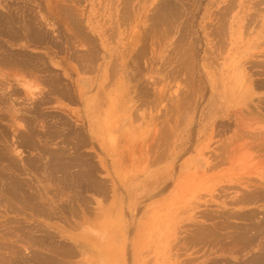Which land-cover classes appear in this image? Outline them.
<instances>
[{
	"label": "rangeland",
	"instance_id": "obj_1",
	"mask_svg": "<svg viewBox=\"0 0 264 264\" xmlns=\"http://www.w3.org/2000/svg\"><path fill=\"white\" fill-rule=\"evenodd\" d=\"M7 1L16 4V6L26 5L25 0ZM59 1L30 0L26 6L31 8V11L34 9L32 13L42 21L54 23L58 30L53 35L60 42V50L52 46V43L27 44L26 40L22 39L16 44L15 41H13L14 43L10 42L7 36L0 35L1 43L4 41L7 43L5 44L7 47L16 48L14 49L17 50L16 52H24L25 50L34 56H40L41 61L43 59L42 62L46 60L47 65H49L47 73L50 72L55 76L57 73L61 85L67 87L70 92V97L65 98L62 94L50 93L48 89L51 85L46 84L41 79L39 81L36 77L18 71L12 73L10 85H14L6 88V90L7 92L11 90L14 93L12 95L14 102H12L13 117L8 112L3 111L4 115L2 114V116L5 117H3L4 120H0V128H4L6 134L8 133L10 140H8V144L13 145L14 143L16 146L14 153H10L12 150L7 149V151L4 149V152L6 156L12 157V160L14 159L21 165L27 164L30 160L34 164L41 162L38 161L40 158H38L37 152L32 150V147L30 148L25 142L24 144L18 143L24 133L30 130L29 132H32L34 136L38 133L41 136L45 134L50 136L49 138L54 144L51 148V142L48 143L51 149H55V146L58 147L57 145H61L60 147L67 145V142H64L62 138L71 140L70 143L79 144L77 145V153L90 157V161H93L91 164L96 167H72L73 173L81 169V172L78 173L83 176L79 177V180L76 178L78 181H73L75 178L72 179L71 172L69 175L55 172V176L54 173L52 176L51 170L48 172L45 167H29V163L27 167H6L4 162V164L0 162V187L10 184L11 177L18 182L14 199L7 200L13 201L12 203L6 202L4 197L0 199L1 242L3 241L4 246H6L5 242L7 243L16 236L14 239L18 238L19 240H12V242H18L16 244H20V246L17 248H22V250L17 251L16 244L14 245L15 248H12L16 251L15 255L18 254L17 257L14 256V252L10 251L12 249L2 248L4 246L0 242V257L4 259L8 256L7 260H13L9 263L6 259L2 261L0 258V264L7 262L8 264H15L16 258L15 262H19L18 264H41L43 261L42 264H231V262L232 264H242L243 262V264H256L258 258L264 260V252L261 250L264 246V234L258 236L260 240L254 241L249 247L243 245L242 242L238 243L235 237L230 236L237 229V227L234 228L235 225L243 224L241 218H235L236 215L241 214L240 212L247 210H249L247 212H256L257 210L255 220L264 217V199L263 201L261 199L258 202H249L248 205L245 203L246 206L244 203L240 204L241 202L235 203L237 199H241L247 190L251 191L257 187L258 189L261 188V192H264V176L261 175H264V86H256L264 82V27H259L260 23L255 21L250 25L252 28L249 26L250 29L244 28L246 26L238 29V20L243 17L244 12L241 6L235 4H239L241 0H234L232 3L235 4L230 6L232 11L227 9L225 12L231 11L227 14L228 16L226 15L229 19L226 18L225 13L223 14L228 0H171L172 2L170 0H130L132 2H129L128 0L129 4L132 3L131 6L127 3L129 9L127 4L124 5L126 1L123 3V0H74L75 2L72 0L73 3L69 2L71 0H61L64 4ZM162 1L163 3L167 1L174 3L173 6L176 5L174 7L175 10L177 9V12L174 11L171 14L168 10L166 11L168 23L164 22L165 25L161 22L159 14H155L162 7L160 5ZM71 3L78 7L79 13H81L84 33L92 36L93 40H88L86 37L85 39L81 35L82 39L76 38L67 32L63 22L59 21L61 16L58 14V18L52 10L62 7L61 4ZM157 5L160 6L157 7ZM125 8L127 12L124 11ZM121 11L123 15L126 13L127 15H125L131 19L127 18L124 22L125 17ZM113 12L115 13L113 14ZM177 14L181 16L177 17ZM169 16L176 23L170 20ZM175 17H177V21L174 20ZM56 19L58 20L56 21ZM157 20H160L162 24L157 23V25ZM111 21L113 25H111ZM226 21L227 24L223 27L220 23H226ZM169 22L174 27L170 26L169 29ZM109 23H111L110 26ZM115 23L119 24L116 25L117 28ZM149 24L152 26L151 28H149ZM244 24L245 21L242 25ZM218 25L222 29L226 28V30H222ZM154 26H159L157 29H160L156 30V27L153 28ZM184 29L185 31H183ZM215 30L217 33L214 32ZM221 30L222 33L225 31L223 33L225 36L220 34L224 39L221 36L218 37ZM49 31H52L51 27H49ZM240 32L242 33L241 38L245 41L247 36L253 37L252 40L254 41L258 36L263 39L260 41L262 44L256 43L250 49V53L256 55L248 60L261 61L263 65L256 62L257 65L254 64L256 66L253 68V65L247 64L248 69L251 68L250 70L253 71L252 81L246 84V91L239 94V97H231L230 94L225 93L230 87V85H228L229 87L225 85L228 82L225 80H228L226 79L229 76L227 70L231 62V37L236 39ZM215 33L217 35H214ZM69 36L70 38L73 36L78 41H84L83 45H80L81 41L77 44L75 43L77 40L74 41L73 39L75 47H79L81 52L77 48L75 51L74 46L72 51L68 50L67 47L72 45L68 40ZM101 37H104L102 40L105 39V43L109 42L108 47L110 49L107 50L102 47ZM128 40L139 41L138 46L134 48L135 50L131 51L130 54L124 52L122 60L117 59V56L116 58L112 56L114 60L112 57L109 58L110 53L118 55L123 49V45L129 43ZM87 41H91L92 44L90 42L88 44ZM96 43L99 47L96 46ZM93 44L97 47L95 48V56L99 57L97 59L94 56L93 61L90 62L92 55L88 49L89 46H94ZM178 46L181 47V50ZM189 46L190 49H188ZM223 46L226 49L221 53ZM176 49L180 50L177 54ZM72 52H78V55H75L77 58L71 57ZM72 56L74 55L72 54ZM171 56H174L172 57L174 59ZM167 57H169L170 62ZM192 57V63H196L194 64V71L192 63L188 61H191ZM53 58L55 61L57 59L60 65H54L52 63ZM84 58H88L90 62L89 66L91 67L87 70H82L83 68L80 66ZM77 59L81 62L79 63ZM111 61H115L117 64ZM110 63L113 67L108 72L107 68ZM116 65H118L117 71L110 73L116 68ZM222 69L226 71L223 76L220 74ZM187 70L190 71L189 74ZM214 73L215 76H213ZM39 74L42 76V74L45 75V72L42 71ZM43 77L41 78L44 79ZM18 80L33 83L38 88H35L34 93L27 94L25 86L20 84ZM80 86L85 87V91H87L84 97L79 96L78 89ZM143 86H147L146 88L149 89L146 97L140 96V91L145 88H141ZM39 87L45 93H50L44 103L39 101L42 97ZM241 95L246 96L242 98ZM180 96L182 97L180 98ZM7 130L9 131L7 132ZM52 130L58 133H54L56 135L53 136L54 131ZM165 131L169 132L168 135L172 131L174 132L169 136L170 139L165 136L167 135ZM156 137L164 138L165 141L162 139L163 142H161L164 144H160L159 141L161 140ZM37 141L39 140L37 139ZM73 144H70L68 152H74V148H71ZM12 145H10V149H12ZM74 153L76 154V152ZM83 169L90 173L83 174ZM48 174L56 181L50 179V176H46ZM19 180L25 184L19 183ZM256 180L257 184L260 182L258 185H255ZM62 182L64 184L61 185ZM68 182L71 185H67ZM251 184L252 186H248ZM95 186L102 191H99ZM80 191L85 199L78 197ZM43 200L47 203L42 202ZM33 201L35 202L33 203ZM21 202L27 205L24 207ZM38 205L42 208L45 206L44 212L47 211L48 214H38ZM49 210L51 213L54 212L53 216ZM232 211L237 213L234 212L235 215H233ZM231 212L233 216L230 217L228 213ZM19 224L23 227H20ZM11 227L15 228V231ZM28 228L30 231L32 230L31 233ZM201 228L205 229V232L209 231L203 236L207 240L204 241L205 244L202 240L197 243V239H201L199 234ZM194 229L198 230L197 235L194 234ZM8 230L10 234H7ZM23 231L28 232V235L29 233L32 234L29 236L30 238L32 236L34 238L36 235L34 239H30L34 243L28 242V247L25 246L27 242L23 240L24 244L19 238L25 236ZM15 232L20 236H17ZM217 232H221L220 235L219 233L216 234ZM45 233L49 235L46 236ZM4 234H7L5 238ZM10 235L12 238L9 237ZM214 235L217 237L213 238ZM6 237L11 239L7 240ZM43 237L46 239H42ZM34 240L36 242L42 241L43 247L38 248L40 243L37 242V244ZM45 240L47 241L45 242ZM12 242L10 241L8 245ZM13 243L9 247H12ZM34 244L35 246L32 248L39 250L33 248L35 250L33 251L31 245ZM60 244L65 245V247L63 246L62 249ZM45 246H48L47 249ZM51 246L53 250L55 248L57 250L59 247L61 250L58 249V253V250L57 252L56 250L53 251ZM25 247L27 249H24ZM49 248H51V252L53 251L52 253H50ZM69 248L70 252H68ZM41 249L49 257L43 253V250L41 252ZM37 250L40 254L37 253ZM7 251L12 253L8 252L10 253L8 254ZM20 251L22 259L19 256ZM22 251L25 257L30 252L27 258H24ZM33 254L36 255L33 256ZM39 255L41 257L46 256L43 257L45 259L48 258L46 260L38 259ZM31 260H35L37 263Z\"/></svg>",
	"mask_w": 264,
	"mask_h": 264
},
{
	"label": "bare ground",
	"instance_id": "obj_2",
	"mask_svg": "<svg viewBox=\"0 0 264 264\" xmlns=\"http://www.w3.org/2000/svg\"><path fill=\"white\" fill-rule=\"evenodd\" d=\"M28 1H30V0H25V3H26V5H27V3L29 4V2ZM41 1V0H40ZM55 1V0H54ZM74 1V0H73ZM73 1L71 0V1H69V2H72L73 3ZM75 1H77V0H75ZM74 1V2H75ZM122 1V0H121ZM124 1H126V3H124ZM158 1V0H157ZM171 1V0H170ZM176 1V0H175ZM229 2L226 4L227 6H225L223 9V14L225 13V12H227V9H229V10H231V8H230V6L231 5H233V4H235V3H232V2H234V0H228ZM236 1V0H235ZM39 2V1H38ZM48 2H49V0H48ZM60 3L62 2L61 0L59 1ZM68 2V3H69ZM115 2V1H114ZM129 2H132V1H130L129 0ZM129 2H128V0H123V3H124V5L125 4H129ZM172 2V1H171ZM17 3V2H16ZM24 3V4H25ZM56 3V2H55ZM63 4H64V2H62ZM66 4V5H63V4H61V6L62 7H58V9L56 10V9H52V10H54V13H55V15H57L58 16V18H59V15L61 16V18H59L60 20V22L65 26V28L67 29V32H70L72 35H74V37H78V38H80V39H82L81 37H80V35L81 36H83L84 38L86 37L88 40H93L94 38L92 37V36H88L87 34H86V32L84 33V28H83V24L82 23H84V22H82L83 20L81 19L82 17H81V13H79V9H78V7H76V6H74L73 4ZM120 3V2H119ZM139 3V2H138ZM158 3V2H157ZM237 3V2H236ZM19 4V3H18ZM23 4V3H22ZM77 4H78V2H77ZM127 4V5H128ZM130 4H132V3H130ZM129 4V5H130ZM174 4V3H173ZM173 4L172 3H170L169 1H167V2H164L163 3V1H162V4H160L162 7H160V10H157L156 11V15L157 14H159V16H160V19H161V22H163V24H164V22L165 23H168L167 22V17H166V11L168 10L169 12H170V14H171V12L172 13H174V11L175 12H177L176 10H175V7L174 6H176V5H174L173 6ZM16 6V4H12V3H9L7 0H0V35H3V36H7L8 37V39L10 40V42H13V41H15V43L16 42H18L19 40H26V43L27 44H31V43H33V44H44V43H52V46H54V47H56L57 49H61V46H60V42L56 39L57 37L55 36L54 37V35H53V33H55V31L56 30H58L55 26H54V23L53 22H45V21H42L41 19H39L38 17H36L33 13H32V11H34V9L31 11L30 9L31 8H29V7H27L26 5V8H25V6L24 5H22V6ZM121 5H123L122 3H121ZM124 5H123V8H124ZM126 5V6H127ZM129 5L127 6V8L129 9ZM159 5V6H160ZM189 5V4H188ZM235 5H238V6H241L242 7V9H243V17L240 19V20H238V29H241V27L243 26H246V27H244V28H246V29H250V25L251 24H253L255 21L257 22V23H260L259 24V27L260 26H262V27H264V0H256V1H254V0H241L240 2H239V4H235ZM30 6V5H29ZM32 6V5H31ZM53 5H51V7H52ZM57 6H59V5H57ZM118 6H119V4H118ZM117 6V7H118ZM131 6V5H130ZM158 5H157V7H159ZM256 6V8H254ZM34 7V6H33ZM50 7V8H51ZM116 7V8H117ZM233 7V6H232ZM235 7V6H234ZM233 7V8H234ZM41 8H42V6H41ZM53 8H54V6H53ZM122 8V7H121ZM123 8H122V10H123ZM131 8V7H130ZM154 8H156V7H154ZM232 8V9H233ZM236 8V7H235ZM102 9V8H101ZM112 9H113V7H112ZM118 9H119V7H118ZM135 9V8H134ZM157 9V8H156ZM81 10V9H80ZM100 10V9H99ZM132 10V9H131ZM220 10V9H219ZM116 11V10H115ZM125 12H127V10H126V8H125V10H124ZM154 11H155V9H154ZM232 11V10H231ZM231 11H228V13H225V16L227 15V14H229ZM239 11H241V10H239ZM53 12V11H52ZM124 12V13H125ZM129 12V11H128ZM221 12V11H220ZM219 12V14L220 15H222L223 16V14H221ZM115 12H113V14H114ZM121 13H122V15H123V12L121 11ZM131 13H132V11H131ZM161 13V14H160ZM52 14V13H51ZM59 14V15H58ZM126 14V13H125ZM124 14V15H125ZM176 14V13H175ZM239 14V13H238ZM121 15V14H120ZM121 15V16H122ZM123 15V17H125L123 20H124V22L126 21V19L128 18L129 20L131 19V18H129V17H127L126 15L124 16ZM148 15V14H147ZM219 15V16H220ZM242 15V14H241ZM121 16H119L120 18H121ZM132 16V15H131ZM175 16V15H174ZM177 17L178 16H181V15H176ZM228 16V15H227ZM226 16V18H228ZM170 18H171V16H169ZM168 17V18H169ZM177 17H175V19L174 20H176V18ZM235 17V16H234ZM53 18V17H52ZM119 18V20H121ZM220 18H221V16H220ZM54 19V18H53ZM112 19V18H111ZM114 19V18H113ZM115 19H116V17H115ZM114 19V20H115ZM152 19H153V17H152ZM179 19V18H178ZM214 19V18H213ZM229 19V18H228ZM51 20V19H50ZM58 19H56V21H57ZM150 20V19H149ZM162 20H164V21H162ZM169 20V19H168ZM170 20H172V18L170 19ZM221 20V19H220ZM233 20V19H232ZM58 21V22H59ZM113 21V20H112ZM112 21H111V23H112ZM173 21V20H172ZM177 21V20H176ZM244 21H245V24L244 25H242L243 23H244ZM259 21V22H258ZM110 22V21H109ZM114 22H116V20L114 21ZM122 22V21H121ZM151 22H153V21H151ZM150 22V24L152 25V23ZM160 22V20H157V22H156V24L158 23H161ZM173 22H175V21H173ZM111 23H109V26H110V24ZM153 23H155V22H153ZM170 23V22H169ZM176 23V22H175ZM218 23V22H217ZM224 22H221L220 24L221 25H223V27H225L224 25H226L227 24V21H226V23H224ZM228 23H229V21H228ZM92 24V23H91ZM119 24H121L120 22H119ZM119 24H116L115 23V26L116 25H119ZM125 24V23H124ZM124 24H122V25H124ZM149 24V28H151L152 26ZM157 24V25H158ZM162 24V23H161ZM160 24V25H161ZM172 23H170L168 26H169V29L171 28L170 26H173V24L171 25ZM184 24V23H183ZM219 24V23H218ZM232 24V23H231ZM106 25V24H105ZM111 25H113V23L111 24ZM121 25V26H122ZM153 25H155V24H153ZM165 25V24H164ZM167 25V24H166ZM176 25V24H175ZM179 25V24H178ZM189 25V24H188ZM217 25V24H216ZM235 25V24H234ZM256 25V24H255ZM254 25V26H255ZM93 26V25H92ZM108 26V27H109ZM162 26V25H161ZM167 26V27H168ZM219 26V25H218ZM218 26H217V29H218ZM250 26V27H249ZM49 27H51L52 28V31L50 32L49 31ZM103 27V26H102ZM114 27V26H113ZM156 27V30H158V29H160V28H158L157 29V27H159V26H154L153 28H155ZM174 27V26H173ZM172 27V28H173ZM191 27V26H190ZM220 27V26H219ZM258 27V28H259ZM58 28H60V27H58ZM106 28V27H105ZM115 28V27H114ZM116 28H117V26H116ZM149 28H148V30H149ZM221 29H222V27H220ZM228 28V27H227ZM252 28V27H251ZM256 28H257V25H256ZM91 29H92V27H91ZM110 29H113V28H110ZM167 29V28H166ZM187 29V28H186ZM191 29V28H190ZM224 30H226V28H223ZM222 29V30H223ZM103 30H105V29H103ZM107 30H108V28H107ZM155 30V31H156ZM162 30V29H161ZM172 30V29H171ZM220 30V29H219ZM222 30H221V32L219 33V35H218V37L219 36H221L223 33H222ZM244 30V29H243ZM252 30H254V29H252ZM114 31H115V29H114ZM150 32H152V30H149ZM154 31V32H155ZM168 31H170V30H168ZM180 31H182V30H180ZM183 31H185V29L183 30ZM191 31V30H190ZM104 32V31H103ZM102 32V33H103ZM108 32V31H107ZM214 32H216L217 33V31L215 30ZM245 33H246V30L244 31ZM101 33V34H102ZM112 33V32H111ZM155 33H157V32H155ZM159 33V32H158ZM172 33V32H171ZM189 33V32H188ZM214 34V35H217V34ZM222 33V34H221ZM244 33V34H245ZM59 34V33H58ZM151 34V33H150ZM186 34V33H185ZM221 34V35H220ZM243 34V35H244ZM253 34V33H252ZM70 35V34H69ZM103 35V34H102ZM117 35V34H116ZM156 35V34H155ZM179 35H180V33H179ZM224 35V34H223ZM2 36V37H3ZM60 36V35H59ZM61 36H62V34H61ZM60 36V37H61ZM112 36V35H111ZM126 36H128V35H126ZM144 36V35H143ZM150 36V35H149ZM154 36V35H153ZM225 36V35H224ZM233 36V35H232ZM241 36H242V33L240 32L239 33V35L237 36V38L236 39H233L232 37H231V40H232V43H231V62H230V64L228 65L229 67H228V70H227V72H228V78H226V79H228V80H225L224 78V80L225 81H228V82H226L225 83V85H230V87H229V89H228V91H225V93L228 95V94H230V96L232 97V96H238L239 94H241L243 91H246V84L248 83V82H250L251 83V81H252V76H253V71H251L250 69H248V67L246 66L247 64H251V65H249V66H252L253 68H255V66L257 65V64H259V63H261V61L259 62V61H256L257 62V64H256V62L255 61H248L249 60V58H252V57H254L255 55H253L252 53H250L251 52V50L250 49H252L253 48V46L254 45H256V43H259L261 40H263L260 36H258V38H256V40L254 41V40H252V38H251V36H247L246 37V41L244 40V39H242L241 38ZM246 36V35H245ZM245 36H244V38H245ZM253 36H255V35H253ZM151 37V36H150ZM187 37V36H186ZM217 37V36H216ZM223 39H224V37L223 36H221ZM220 37V39H222ZM76 38H73V36H72V38H70V36L68 37V40H70L69 42H71V46H68L67 48H68V50H71L72 51V49H73V46L75 47V43H79V41H81V40H77ZM85 38V39H86ZM102 38H104V37H101V45H102V47L103 48H106L107 50L108 49H110L109 47H108V43H105L104 42V40H102ZM110 38H112V37H110ZM130 38V37H129ZM152 38V37H151ZM5 39V38H4ZM3 39V40H4ZM73 39H74V41H76L75 43H74V41H73ZM76 39V40H75ZM108 39V38H107ZM145 39V38H144ZM183 39H184V37H183ZM182 39V40H183ZM219 39V38H218ZM219 39V40H220ZM222 39V40H223ZM114 40V39H113ZM135 40V39H134ZM176 40H178V39H176ZM222 40H220L221 42H222ZM61 41V40H60ZM148 41V40H147ZM181 41V40H180ZM189 41V40H188ZM224 41V40H223ZM264 41V40H263ZM25 42V41H24ZM24 42H22V43H24ZM62 42V41H61ZM68 42V41H67ZM85 42H86V40H85ZM88 42H90L91 43V41H87V43ZM128 42L129 43H127V44H124L122 47H123V52H122V50H121V52L120 53H118V55L117 54H115V55H112L111 53H110V55H109V58H111L112 56H115V58H116V56H117V59H120V60H122V58L124 57V52H125V54L127 53H131V51H133V50H135L134 48L135 47H137L138 46V43H139V41H129L128 40ZM179 42V41H178ZM14 43V42H13ZM19 43H21V42H19ZM83 43H84V41L82 42H80V45L82 44L83 45ZM94 43V42H93ZM156 43V42H155ZM189 43V42H188ZM217 43L219 44V41H217ZM223 43V42H222ZM221 43V44H222ZM261 44H262V42H260ZM264 43V42H263ZM5 44H7L6 42H2L1 43V40H0V113H1V115H0V120H2L3 119V117H5V116H2V114H3V111H6V112H8L9 114H10V116L11 117H13V112H14V107H13V105H12V102H13V99H12V95L14 94L11 90L9 91V92H7V90H6V88H9L10 86L12 87V85H14V84H12V85H10L11 83H10V75L13 73H15L16 71H18V72H22V73H27V74H29L30 76H33V77H36L39 81H44L46 84H50L51 85V87L48 89L49 90V92L50 93H55V94H62V96H65V98L67 97V98H69L70 97V92H69V90H68V88L67 87H65V86H62L61 84V80H60V78L58 77V74L56 73V76H55V74L53 75L52 73H47L48 71H49V65H47V61L45 62H42L43 61V59H42V61H41V58H40V56H34V55H32V54H30V53H28V51H25L24 50V52H21L20 50V52H16L14 49H16V48H14V49H11V48H9V46L7 47ZM17 44V43H16ZM69 44V43H68ZM76 44V46H78ZM89 44V43H88ZM92 44V43H91ZM143 44V43H142ZM142 44H141V46H142ZM194 44V43H193ZM217 44V45H218ZM10 45V44H9ZM13 45V44H12ZM21 45V44H20ZM94 46H89V49L88 50H90V54L92 55L91 56V58H90V62L91 61H93V59H94V56H95V54H96V50H95V48H97V47H99V45H97V43H96V46H95V44H93ZM147 45V44H146ZM153 45V44H152ZM176 45V44H175ZM181 45V44H180ZM183 45V44H182ZM181 45V46H182ZM63 46V45H62ZM85 46V45H84ZM192 46V45H191ZM215 46H216V44H215ZM10 47H12V46H10ZM14 47V46H13ZM25 47V46H24ZM147 47V46H146ZM175 47V46H174ZM174 47H173V49H174ZM178 47H180V46H178ZM76 48L77 47H75V51H76ZM176 48V47H175ZM183 48V47H182ZM192 48H193V46H192ZM217 48V47H216ZM221 48V47H220ZM78 50H79V47L77 48ZM180 50H181V47L179 48ZM186 49V48H185ZM188 49H190V46L188 47ZM224 49H226V48H224V46H223V51H221V53L222 52H224L225 50ZM77 50V51H78ZM82 50V49H81ZM177 50V52H176V54L177 53H179V51L180 50H178V49H176ZM221 50V49H220ZM254 50V49H253ZM74 51V50H73ZM80 51V50H79ZM147 51V50H146ZM146 51H144V52H146ZM150 51H151V49H150ZM210 51V50H209ZM81 52V51H80ZM98 52V51H97ZM153 52V51H152ZM172 52V54H173V51H171ZM191 52V51H190ZM216 52V51H215ZM258 52V51H257ZM78 52H72V54L74 55V56H72V54H71V57H76L75 55H78L77 54ZM88 53H89V51H88ZM137 53H138V50H137ZM143 53V52H142ZM169 53V52H168ZM175 53V52H174ZM188 53V52H187ZM256 53V52H255ZM68 54V53H67ZM83 54V53H82ZM94 54V55H93ZM141 54V53H140ZM170 54V53H169ZM192 54V53H191ZM248 54V55H247ZM69 55V54H68ZM87 55V54H86ZM97 55H98V53H97ZM218 55V54H217ZM220 55V54H219ZM261 55V54H260ZM85 56V55H84ZM170 56V55H169ZM184 56H186V55H184ZM190 56H192V55H190ZM95 57H97V59H98V57L99 56H95ZM128 57V56H127ZM154 57H155V55H154ZM153 57V58H154ZM172 57H174V56H171V58ZM180 57H182L183 58V56L182 55H180ZM225 57V56H224ZM50 58H52V57H50ZM77 58V57H76ZM75 58V59H76ZM113 58V57H112ZM166 58V57H165ZM168 58V61H169V57H167ZM171 58H170V60H171ZM178 58V57H177ZM187 58V57H186ZM55 58H53L52 59V63L54 64V65H60V63L57 61V59H56V61L54 60ZM151 59V58H150ZM172 59H174V58H172ZM176 59V58H175ZM179 59V58H178ZM177 59V60H178ZM215 59V58H214ZM229 59V58H228ZM227 59V60H228ZM263 59V58H262ZM78 60V59H77ZM82 60V59H81ZM96 60V59H95ZM112 60H114V58L112 59ZM180 60V59H179ZM182 60V59H181ZM188 60V59H187ZM79 61V60H78ZM124 61V60H123ZM167 61V62H168ZM190 63H192V61H193V57H192V60L190 61V60H188ZM188 61H186V62H188ZM209 61V60H208ZM81 61H79V63H80ZM90 62L88 61V58L86 59V58H84L83 59V61H82V64H80V66H81V68H83L82 70H87V69H89L91 66H89V64H90ZM111 62H115V61H111ZM166 62V61H165ZM170 62V61H169ZM210 62V61H209ZM216 62V61H215ZM214 62V63H215ZM226 62V61H225ZM228 62V61H227ZM263 62H264V60H263ZM263 62L261 63V65H263ZM94 63V62H93ZM212 63V62H211ZM217 63V62H216ZM115 64H117L116 62H115ZM183 64H185V63H183ZM194 64H196V63H192V69L194 68ZM254 64H256L255 66H254ZM114 65V64H113ZM122 65V64H121ZM179 65V64H178ZM177 65V66H178ZM182 65V64H181ZM218 65V64H217ZM261 65H258V66H261ZM117 66L118 65H116L114 68L115 69H113V71L111 70V72L110 73H114V72H116L117 71ZM174 66H176V65H174ZM257 66V67H258ZM111 67H113V66H111V63L108 65V68H107V71L109 72V69L111 68ZM185 67H188V66H185ZM223 67V66H222ZM262 67V66H261ZM264 67V66H263ZM80 68V69H81ZM173 68V67H172ZM171 68V69H172ZM179 68V67H178ZM76 69H79V68H76ZM181 69V68H180ZM187 69V68H186ZM185 69V70H186ZM189 69V68H188ZM35 70H37V71H43V72H45V75H43L42 74V76H44L43 78L44 79H42L41 77V74H39V73H41V72H37V71H35ZM116 70V71H115ZM182 70H184V69H182ZM189 70H191V68L189 69ZM143 71V70H142ZM171 71V70H170ZM188 71V70H187ZM186 71V72H187ZM193 71H194V69H193ZM192 71V72H193ZM264 71V70H263ZM17 72V73H18ZM173 72V71H172ZM178 72V71H177ZM225 70L224 69H222V71H221V73H220V70H219V73L223 76L224 74H225ZM174 73V72H173ZM188 74L190 73V71H188L187 72ZM216 73V72H215ZM215 73L213 74V76H215ZM12 74V75H13ZM258 74V73H257ZM261 74H263V73H261ZM109 75V74H108ZM50 76V77H49ZM177 76V75H176ZM190 76V75H189ZM220 77V76H219ZM218 77V78H219ZM17 78V77H16ZM154 78V77H153ZM175 78V77H174ZM200 78V77H199ZM221 78V77H220ZM18 79V78H17ZM41 79V80H40ZM183 79V78H182ZM211 79V78H210ZM194 80V79H193ZM192 80V81H193ZM18 82L20 83V84H22L23 86H25V90H26V92H27V94H31V93H34V90H35V88H38V86L36 85H34L33 83H30V82H24V81H19L18 80ZM149 82V81H148ZM16 85V84H15ZM146 85V84H145ZM264 86V82L262 83H259V84H257L256 86ZM46 86V85H45ZM15 87V86H14ZM145 86H143V87H141V88H144ZM147 87V86H146ZM145 87V88H146ZM40 88V87H39ZM143 89V90H141L140 91V96L141 97H146L147 95H148V93H149V89L148 88H146V89ZM13 89H17V88H13ZM105 89V88H104ZM124 89V88H123ZM122 89V90H123ZM157 89V88H156ZM161 89V88H160ZM193 89V88H192ZM79 90V96H81V97H84L85 96V94L87 93V91H85L86 89H85V87H81L80 86V89H78ZM224 90H225V88H224ZM227 90V89H226ZM19 91H20V88H19ZM22 91V90H21ZM40 91H41V95H42V97H41V99L39 100L41 103H44V101L46 100V98H47V96L49 97L50 96V93L49 92H47V93H45L44 92V90L42 89V88H40ZM131 91V90H130ZM129 91V92H130ZM193 92V91H192ZM197 93V92H196ZM249 94H250V92H249ZM251 94H252V92H251ZM225 95V94H224ZM226 95V96H227ZM123 96V95H122ZM244 96H246V95H244ZM243 95H241V97L243 98L244 97ZM127 97V96H126ZM182 96H180V98H181ZM239 97V96H238ZM249 97V96H248ZM187 98V97H186ZM185 98V99H186ZM222 98V97H221ZM237 98V97H236ZM241 98V99H242ZM119 99V98H118ZM125 99V98H124ZM146 99V98H145ZM198 99V98H197ZM123 101V100H122ZM180 101V100H179ZM191 101V100H190ZM115 102V101H114ZM194 102H195V100H194ZM240 102H242V101H240ZM14 103V102H13ZM223 103H224V101H223ZM35 104V103H34ZM180 104V103H179ZM225 104V103H224ZM133 106H135V105H133ZM137 106V105H136ZM222 107L224 106V105H221ZM176 107V106H175ZM221 107V108H222ZM251 107V106H250ZM96 108V107H95ZM132 108V107H131ZM136 108V107H135ZM128 109V108H127ZM255 109V108H254ZM31 111V110H30ZM220 111V110H219ZM254 113V112H253ZM132 114V113H131ZM263 114V113H262ZM4 115V114H3ZM8 116V115H7ZM160 116V115H159ZM220 117V116H219ZM244 117H245V115H244ZM258 117V116H257ZM17 119V118H16ZM168 119V118H167ZM262 119V118H261ZM4 120V119H3ZM27 120V119H26ZM30 120V119H29ZM263 120H264V118H263ZM21 121V120H20ZM166 121V120H165ZM170 121V120H169ZM221 121V120H220ZM13 122V121H12ZM217 122V121H216ZM246 122V121H245ZM173 123V122H172ZM4 125V124H3ZM89 125H90V123H89ZM1 126V125H0ZM11 126V125H10ZM31 126V125H30ZM3 127V126H2ZM12 127V126H11ZM18 127V126H17ZM111 127V126H110ZM8 128H10L9 126H8ZM168 128V127H167ZM174 128V127H173ZM5 129H6V127H5ZM27 129V128H26ZM11 130V129H10ZM65 130V129H64ZM168 130V129H167ZM245 130V129H244ZM258 130V129H257ZM9 130H7V132H8ZM16 131V130H15ZM30 131V130H29ZM29 131H27V133H24V135L22 136V139H20L19 140V142L18 143H22V144H24V142L25 143H27L29 146H30V148L32 147L33 149L32 150H34V151H36L37 152V156H38V158H40L38 161H41L42 162V160L43 159H45V161H43L42 163L41 162H39L38 164H34V162H32L31 160H30V162H28L29 163V167H45V170H47L48 172L50 171V173L52 174V176H53V173H54V176H55V172H60V173H62V174H67V175H69V172H71L72 173V179H74L73 181H75V180H77L79 177H83L81 174H79L78 172H81V169H80V171H76V172H74V173H76V174H74L73 173V171L71 170V168L72 167H92V168H94V166L91 164V161H90V157H85V156H82L81 154L79 155V153H77V145H79V144H77V143H75L74 142V144L73 143H70V141L71 140H66V138H62L63 140H64V142L66 141L67 142V145H63L62 147H60L61 145H57L58 147H56L55 146V149H51L53 146H54V144H53V142H51L52 141V139H50L49 137L50 136H48V135H40L39 133L36 135L35 134V136L32 134V132H29ZM52 131H54L53 132V136L54 135H56V134H54V133H58V132H56L55 130H52ZM169 131V130H168ZM167 131V132H168ZM255 131V130H254ZM24 132V131H23ZM42 132H44V131H42ZM166 132V131H165ZM164 132V133H165ZM165 133V134H167V135H165L166 137L168 136V138H169V136H171V133L173 132H171L170 133V135H168L169 134V132L168 133ZM41 133V132H40ZM81 132L79 131V134H80ZM174 133V132H173ZM227 133V132H226ZM8 134V133H7ZM6 134V131H4V128L2 129V128H0V162H4L5 163V165H6V167H27L28 165V163L26 164V163H24V164H20V163H18V162H15V160L13 159L12 160V157H9V156H6L5 155V152H4V149L6 150H12L10 153H12L14 150H15V144L13 143V145L12 144H8V142L10 141L9 139H8V135ZM78 134V133H77ZM161 134V133H160ZM162 134H163V131H162ZM249 134V133H248ZM257 134V133H256ZM242 135H243V133H242ZM33 136H34V138H33ZM159 136V135H158ZM164 136V135H163ZM162 136V137H163ZM164 136V137H165ZM224 136V135H223ZM19 137H21V136H19ZM42 137H43V139H42ZM159 137H161V136H159ZM158 137V138H159ZM165 137V138H166ZM221 137V136H220ZM157 138V137H156ZM157 138V139H158ZM171 138V137H170ZM169 138V139H170ZM225 138V137H224ZM11 139V138H10ZM35 139V140H34ZM37 139L39 140V141H37ZM40 139H42V140H40ZM48 139H50V140H48ZM61 139V140H62ZM163 140H164V138H162ZM162 139H158V140H161V141H159L160 142V144H164V143H161V142H163L162 141ZM167 139V138H166ZM9 140V141H8ZM62 140V141H63ZM172 140V139H171ZM12 141V140H11ZM165 141V140H164ZM167 141V140H166ZM169 141V140H168ZM223 141V140H222ZM234 141V140H233ZM252 141V140H251ZM49 142H51V148H49L50 147V143ZM158 142V143H159ZM230 142V141H229ZM254 142V141H253ZM12 143V142H11ZM49 143V144H48ZM55 143V142H54ZM170 143V142H169ZM52 144H53V146H52ZM70 144H73L72 146H71V148H74V152H76V154L74 153V152H72V151H69L68 152V149L70 148ZM221 144V143H220ZM10 145H12V149H10ZM49 145V146H48ZM156 145V144H155ZM224 145V144H223ZM24 146V145H23ZM28 147V146H27ZM60 147V148H59ZM167 147V146H166ZM217 147V146H216ZM25 148H26V146H25ZM226 148V147H225ZM260 148V147H259ZM230 149V148H229ZM6 150V151H7ZM70 150V149H69ZM164 150V149H163ZM243 150V149H242ZM250 150V149H249ZM264 150V149H263ZM165 151V150H164ZM230 151V150H229ZM162 152V151H161ZM222 152V151H221ZM228 152V151H227ZM14 153V152H13ZM166 153V152H165ZM240 153V152H239ZM243 154V153H242ZM247 154V153H246ZM261 154V153H260ZM8 155H11V154H8ZM46 155H48V156H46ZM213 155H214V153H213ZM219 156V155H218ZM15 157V156H14ZM254 157V156H253ZM33 158V157H32ZM31 158V159H32ZM37 158V157H36ZM37 158V159H38ZM16 159V158H15ZM42 159V160H41ZM250 159V158H249ZM252 159V158H251ZM220 160V159H219ZM227 160V159H226ZM5 161H7V162H5ZM18 161V160H17ZM34 161V160H33ZM93 162V161H92ZM220 162V161H219ZM218 162V163H219ZM249 162H250V160H249ZM3 163V164H4ZM220 164V163H219ZM218 165V164H217ZM1 167V166H0ZM96 167V166H95ZM256 168V167H255ZM8 169V168H7ZM12 169V168H11ZM16 169H18V168H16ZM21 169V168H20ZM28 169V168H27ZM9 170V169H8ZM89 170V169H88ZM13 171V170H12ZM46 171V172H47ZM85 173H84V172ZM87 170H82V173L83 174H86L87 172H86ZM256 171V170H255ZM8 172V171H7ZM9 172H11V171H9ZM94 172V171H93ZM5 173V172H4ZM14 173V172H13ZM44 173H45V171H44ZM90 172H88L87 174H89ZM3 174V173H2ZM1 174V175H2ZM7 174H9V173H7ZM17 174V173H16ZM262 175V177L264 176L263 174H261ZM5 176H6V174H5ZM4 176V177H5ZM46 176H50V174H48V175H46ZM63 176V175H62ZM61 177L59 176V179H60ZM77 178V179H76ZM90 178V177H89ZM89 178H87V179H89ZM239 178V177H238ZM9 179V178H8ZM50 179H52V180H54V181H56L55 180V178L53 179V178H51V176H50ZM67 179V178H66ZM80 179V178H79ZM78 179V180H79ZM91 179V178H90ZM249 179V178H248ZM65 180V179H64ZM77 180V181H78ZM254 180V179H253ZM264 180V179H263ZM20 182L19 183H24V182H21V180H19ZM81 181V180H80ZM82 181H83V179H82ZM85 181V180H84ZM247 181V180H246ZM65 182V181H64ZM64 182H62L61 183V185L62 184H64ZM95 182V181H94ZM71 183H72V180H71ZM77 183V182H76ZM97 183V182H96ZM95 183V184H96ZM260 183V182H259ZM258 183V184H259ZM25 184V183H24ZM58 184V183H57ZM60 184V183H59ZM257 184V180H256V183H255V185ZM257 184V185H258ZM261 184H263V182L261 181ZM28 185V184H27ZM31 185V184H30ZM67 185H71V184H69V182H68V184ZM75 185V184H74ZM99 185V184H98ZM254 185V187H256ZM17 186H18V182L15 180V178H10V184H8L7 186H3V187H0V199H2L3 197L6 199V202H11V201H7V200H13L14 199V196L16 195V191H17ZM21 186V185H20ZM73 186V185H72ZM97 186V185H96ZM95 186V187H96ZM248 186H252V184L251 185H248ZM247 186V187H248ZM25 187V186H24ZM68 187V186H67ZM74 187V186H73ZM160 187V186H159ZM69 188V187H68ZM76 188V187H75ZM78 188V187H77ZM97 188V187H96ZM95 188V189H96ZM101 188V187H100ZM157 188V187H156ZM161 188V187H160ZM163 188V187H162ZM260 188V187H259ZM98 189V188H97ZM19 190V189H18ZM24 190H26V189H24ZM80 190H83V189H80ZM99 191L101 190V189H98ZM154 190V189H153ZM264 190V189H263ZM20 191V190H19ZM61 191H63V190H61ZM76 191V190H75ZM102 191V190H101ZM244 191V190H243ZM248 191V190H247ZM245 191L246 193H244V195L241 197V199H237L236 200V202L235 203H237V202H241L240 204H242V203H247V205H248V203L249 202H258V200H261L262 199V201H263V199H264V192H261V188L260 189H258L257 187H256V189H251V191ZM79 192V191H78ZM153 192V191H152ZM23 193V192H22ZM21 193V194H22ZM81 191H80V193H78V197H82V199H85V197L83 198V195H81ZM228 194V193H227ZM242 194V193H241ZM81 195V196H80ZM22 196V195H21ZM25 196V195H24ZM24 196H23V200H24ZM226 196V195H225ZM228 196V195H227ZM31 197V196H30ZM29 197V198H30ZM75 197H76V195H75ZM105 197V196H104ZM238 197V196H237ZM28 198V197H27ZM28 198V199H29ZM26 199V198H25ZM32 199H33V197H32ZM40 199H42V198H40ZM39 199V200H40ZM74 199V198H73ZM81 199V198H80ZM81 199V200H82ZM19 200V199H18ZM37 200V199H36ZM75 200V199H74ZM1 201V200H0ZM17 201V200H16ZM22 201V200H21ZM79 201V200H78ZM13 202V201H12ZM11 202V203H12ZM18 202V201H17ZM30 202H31V200H30ZM35 201H33V203H34ZM42 202H45V203H47L46 201H42ZM65 202V201H64ZM76 201H74V203H75ZM82 202H83V200H82ZM87 202H89V201H87ZM22 203V202H21ZM69 203V202H68ZM77 203V202H76ZM234 203V202H233ZM39 204V203H38ZM73 204V203H72ZM87 204V203H86ZM21 205V204H20ZM27 205V204H26ZM26 205H24L23 203H22V206H26ZM42 205V204H41ZM45 205V204H44ZM83 205V207H84V204H82ZM81 205V206H82ZM252 205V204H251ZM264 205V204H263ZM31 206V205H30ZM39 206V205H38ZM43 206V205H42ZM42 206H39V208H38V214H48L47 213V211L46 212H44L45 211V206H44V208H42ZM50 206V205H49ZM86 206H88V205H86ZM86 206H85V208H86ZM245 206H246V204H245ZM17 207V206H16ZM18 207H20V206H18ZM47 207V206H46ZM59 207V206H58ZM64 207H65V205H64ZM76 207V206H75ZM79 207V206H78ZM33 208H34V205H33ZM74 208V207H73ZM18 209H20V208H18ZM36 209V208H35ZM34 209V210H35ZM62 209V208H61ZM75 210H76V208H74ZM79 209V208H78ZM41 210V211H40ZM217 210V209H216ZM251 210V209H250ZM256 210V209H255ZM254 210V211H255ZM50 211V212H49ZM48 212L49 213H51V210H49ZM61 211V210H60ZM64 211V210H63ZM62 211V212H63ZM224 211V210H223ZM247 211H249V210H247ZM240 212L241 214H239V212H238V214H239V216H237L236 215V217L235 218H241L242 220H243V224L242 225H235L234 226V228L235 227H237V229H236V231L234 232V234L233 235H230V236H233V237H235L236 239L235 240H237V242L239 243V242H242L243 243V245H247L248 247L250 246V244H252L254 241H256V240H260V239H258V236H260L261 234H264V217H261L260 219H257V220H255V215H256V212H257V210H256V212ZM30 212V211H29ZM34 213H35V211H33ZM37 212V211H36ZM233 212V211H232ZM232 212L231 213H228L229 215H230V217L231 216H233V215H235V213H237L236 211H234L233 213V215H232ZM54 213V212H53ZM53 213H51L52 215L51 216H53ZM57 213V212H56ZM55 213V214H56ZM61 213V212H60ZM211 213V212H210ZM28 214V213H27ZM36 214V213H35ZM64 214V213H63ZM76 214H78V213H76ZM206 214H208V213H206ZM227 214V213H226ZM264 214V213H263ZM213 215V214H212ZM216 215V214H215ZM228 215V216H229ZM241 215V216H240ZM30 216V215H29ZM34 216V215H33ZM45 217H46V215H44ZM49 216V215H48ZM208 216V215H207ZM217 216V215H216ZM220 217H221V215H219ZM218 216V217H219ZM227 216V217H228ZM257 216V215H256ZM32 217V216H31ZM64 217V216H63ZM211 217H214V216H211ZM62 218V217H61ZM69 218V217H68ZM215 218V217H214ZM226 218V217H225ZM258 218V217H257ZM13 219V218H12ZM52 219V218H51ZM7 220V219H6ZM17 221V220H16ZM65 221V220H64ZM228 221V220H227ZM7 222V221H6ZM12 222V221H11ZM224 223V222H223ZM239 223V222H238ZM9 224V223H8ZM28 224V223H27ZM198 224V223H197ZM215 225H216V223H214ZM219 224H220V222H219ZM225 224V223H224ZM234 224H235V222H234ZM234 224H231L232 226L234 225ZM20 225V224H19ZM10 226H12V225H10ZM14 226V225H13ZM22 225H20V227H21ZM32 226V225H31ZM34 226V225H33ZM42 226V225H41ZM219 226V225H218ZM231 226V227H232ZM2 227V226H1ZM23 227V226H22ZM39 227V226H38ZM37 227V228H38ZM45 227V226H44ZM221 227V226H220ZM227 227H230V226H227ZM8 228V227H7ZM36 228V227H35ZM216 228H218V227H216ZM215 228V229H216ZM233 228V227H232ZM5 229V228H4ZM3 229V230H4ZM11 229H13L12 227H11ZM10 229V230H11ZM21 229H24V228H21ZM27 229V228H26ZM29 229V231H30V228H28ZM39 230H40V228H38ZM202 229V228H201ZM214 229V228H213ZM222 229V228H221ZM14 231H15V228L13 229ZM18 230H19V227H18ZM17 230V231H18ZM35 229L33 228V231H34ZM37 230V229H36ZM41 230H42V228H41ZM195 230V229H194ZM12 231V230H11ZM10 231V232H11ZM14 231H13V233H14ZM21 231V230H20ZM28 231V230H27ZM32 231V230H31ZM31 231H30V233H31ZM46 231V230H45ZM197 229L195 230V233L194 234H196L197 233ZM48 232V231H47ZM207 232V234H208V232L209 231H206ZM206 232H205V229H202L201 231H200V235H198V236H200L201 237V239L200 238H198L197 239V243H198V241H201L202 240V242H204V241H207V240H205V238L203 237V236H205L206 235ZM229 232V231H228ZM231 232V231H230ZM233 232V231H232ZM13 233H11V234H13ZM16 233V235H17V232H15ZM19 233V232H18ZM23 233H24V237H19L21 240L20 241H23V240H25V242H27L26 244H25V242L23 241L22 243H24L25 244V246H27L28 247V245H29V243L28 242H31V240L32 239H34L35 238V236H34V238H30L29 236H31L30 235V233H29V235H28V232H25V231H23ZM219 233V235H220V233L221 232H217L216 234H218ZM224 233V232H223ZM1 234V233H0ZM7 234H10L9 233V230L7 231ZM6 234V235H7ZM46 234V233H45ZM50 234H52V233H50ZM193 234V235H194ZM229 234V233H228ZM2 235V234H1ZM1 235H0V242H1ZM5 234L3 235L4 236V238H5V236H6ZM21 235H22V232H21ZM49 234L47 233L46 234V236H48ZM197 235V234H196ZM196 235H194V236H196ZM225 235V234H224ZM17 236H20L19 234L17 235ZM28 236V237H27ZM44 236V235H43ZM197 236V237H198ZM211 236H212V234H211ZM216 235H214L213 236V238L215 237ZM228 236V235H227ZM9 237H11L12 238V236L10 235ZM9 237H6L7 238V240H10L11 238H9ZM16 237V236H15ZM15 237H13L12 238V240L14 241H17V239L18 238H16V239H14ZM217 237V236H216ZM9 238V239H8ZM38 238H39V236H38ZM37 238V239H38ZM50 238V237H49ZM204 238V239H203ZM209 238H211V237H209ZM208 238V239H209ZM212 238V239H213ZM232 238V237H231ZM31 239V240H30ZM36 239V240H37ZM42 239H46L45 237H43ZM41 239V240H42ZM52 239V238H51ZM196 239V238H195ZM200 239V240H199ZM216 239V238H215ZM220 239V238H219ZM224 239V238H223ZM234 239V238H233ZM4 240V239H3ZM6 240V239H5ZM12 240H10L11 242H12ZM19 240V239H18ZM30 240V241H29ZM36 240H34L35 241V243H37V242H39V241H37L36 242ZM187 240V239H186ZM193 240V239H192ZM214 240V239H213ZM10 241H8L7 243L5 242V245L6 246H4V242L2 241L1 243H3V246L4 247H2V248H9V249H12V248H15L14 247V245L16 244V243H18V242H12L13 243V245H12V247H9V245H11V244H9L8 245V243L10 242ZM47 240H45V242H46ZM185 241V240H184ZM195 241V240H194ZM228 242V241H227ZM230 242V241H229ZM234 242V241H233ZM1 243H0V245H1ZM32 244L34 243V242H31ZM30 243V244H31ZM40 244H39V246H38V248H41L40 246H42L43 247V244H41L42 243V241L41 242H39ZM44 243V242H43ZM179 243V242H178ZM24 244H22L23 246H24ZM38 244V243H37ZM37 244H36V247H37ZM45 245H47L46 243H44ZM57 244V243H56ZM204 244H205V242H204ZM232 244V243H231ZM249 244V245H248ZM17 246H16V248L18 247V246H20V244H16ZM21 245V246H22ZM50 245H53V244H50ZM230 245V244H229ZM22 246V247H23ZM32 246H35V244L34 245H31V248H32ZM64 247H65V245H63ZM61 244H60V247L63 249L64 247H63ZM210 246V245H209ZM27 247H25L24 249H27ZM46 247V246H45ZM48 247V246H47ZM47 247H46V249H47ZM55 247V246H54ZM57 247H59V246H57ZM58 248V249H60L61 250V248ZM67 247V246H66ZM227 247V246H226ZM236 247V246H235ZM240 247V246H239ZM31 248H29V249H31ZM34 248V247H33ZM32 248V249H33ZM38 248H34L35 250L36 249H38ZM51 248H52V250H53V247L51 246ZM51 248H49V250L51 249ZM264 246L262 247V249H261V247H260V249L264 252ZM18 249V250H17ZM16 250L17 251H19L20 249L22 250V248L20 247V249L19 248H17ZM28 249V250H29ZM33 249V251H35ZM45 249V250H46ZM57 249V250H58ZM189 249V248H188ZM220 249V248H219ZM238 249V248H237ZM242 249V248H241ZM0 250H1V248H0ZM7 250V249H6ZM14 250V251H13ZM39 250V249H38ZM37 250V251H38ZM42 250L43 249H41L40 251L42 252ZM48 250V251H49ZM56 250V248L53 250V251H55ZM57 250H56V252H57ZM10 251H12V252H14V256H17V255H15V253H16V251H15V249H12V250H10ZM10 251H7V253L8 252H10ZM30 251V250H29ZM36 251V252H37ZM47 251V252H48ZM52 251V252H53ZM64 252H67V251H65V250H63ZM218 251V250H217ZM261 251V252H262ZM12 252H10V253H12ZM27 252V251H26ZM31 252V251H30ZM30 252H28V254L30 253ZM36 252H34V253H36ZM51 252V250H50V253H52ZM56 252H54V253H56ZM63 252V253H64ZM68 252H70V248H69V251ZM259 252V251H258ZM3 253V252H2ZM6 253V252H5ZM4 253V254H5ZM10 253H8V254H10ZM22 255H24V258H27L28 257V254H27V257H25V254H24V252L22 251ZM37 253H39L40 254V252L38 251ZM43 253L45 254L46 252H44V250H43ZM58 253H59V250H58ZM62 253V252H61ZM0 254H1V252H0ZM67 254H69V253H67ZM175 254V253H174ZM205 254V253H204ZM264 254V253H263ZM13 255V254H12ZM21 255V251H20V253H19V256ZM34 255H36V254H33V256ZM46 256L48 255L47 253L45 254ZM59 256H60V254H58ZM6 256V255H5ZM4 256V257H5ZM11 256V255H10ZM32 256V255H31ZM32 256V257H33ZM40 256V255H39ZM46 256H43V257H46ZM53 256V255H52ZM13 257V256H12ZM11 257V258H12ZM18 257V256H17ZM21 257V256H20ZM30 257V256H29ZM32 257H30V258H32ZM43 257H38V259L40 258H43ZM48 257H49V255H48ZM47 257V258H48ZM58 257V256H57ZM57 257H55L56 259H57ZM65 257V256H64ZM200 257H201V255H200ZM0 258H2V257H0ZM8 259V256H6L4 259ZM29 258V259H30ZM46 258V259H47ZM53 258V257H52ZM228 258V257H227ZM258 258V257H257ZM256 258V259H257ZM264 258V257H263ZM3 258H2V261L4 260ZM6 259V260H7ZM17 259V258H16ZM16 259H15V261H16ZM21 259H22V257H21ZM35 260H36V258H34ZM37 259V260H38ZM43 259H45V258H43ZM45 259V260H46ZM50 259V258H49ZM125 259V258H124ZM215 259V258H214ZM1 260V259H0ZM12 260V259H11ZM11 260H7L9 263L11 262ZM25 260H27V259H25ZM24 260V261H25ZM35 260H31V261H35ZM42 260V259H41ZM50 260H52V259H50ZM192 260V259H191ZM6 261V262H7ZM14 261V263L15 264H18L17 262H15ZM20 262H21V260H19ZM28 261V260H27ZM30 261V262H31ZM53 261V260H52ZM194 261V260H193ZM214 261V260H213ZM216 261V260H215ZM223 261V260H222ZM5 262V263H6ZM8 262L6 263V264H8ZM12 262H13V260H12ZM36 262V261H35ZM44 262V261H43ZM42 262V263H43ZM48 262H49V260H48ZM47 262V263H48ZM53 262H55V261H53ZM219 262V261H218ZM227 262V261H226ZM257 262V261H256ZM37 263V262H36ZM41 263V264H42ZM234 263V262H233ZM240 263V262H239ZM244 263V262H243ZM242 263V264H243ZM247 263V262H246ZM258 264H264V260L261 258H258V262H257ZM256 263V264H257ZM22 264V263H21ZM31 264V263H30ZM62 264V263H61ZM225 264H227V263H225ZM231 264H232V262H231Z\"/></svg>",
	"mask_w": 264,
	"mask_h": 264
}]
</instances>
